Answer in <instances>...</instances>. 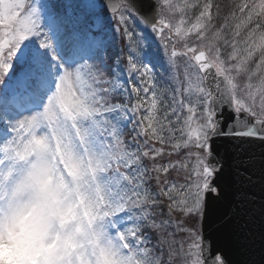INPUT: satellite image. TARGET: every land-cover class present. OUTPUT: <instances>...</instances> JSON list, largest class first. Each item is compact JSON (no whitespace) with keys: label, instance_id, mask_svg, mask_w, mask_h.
Returning a JSON list of instances; mask_svg holds the SVG:
<instances>
[{"label":"snow or ice","instance_id":"snow-or-ice-1","mask_svg":"<svg viewBox=\"0 0 264 264\" xmlns=\"http://www.w3.org/2000/svg\"><path fill=\"white\" fill-rule=\"evenodd\" d=\"M253 145L264 0H0V264H235L229 196L264 264Z\"/></svg>","mask_w":264,"mask_h":264},{"label":"water","instance_id":"water-1","mask_svg":"<svg viewBox=\"0 0 264 264\" xmlns=\"http://www.w3.org/2000/svg\"><path fill=\"white\" fill-rule=\"evenodd\" d=\"M217 151L225 156L233 171H230L228 175L224 177V180L232 184L234 181V168L233 159L237 151L235 143L226 139H220L216 143ZM254 151L257 159L259 153L264 151L257 145H253L250 149ZM258 177V170H257ZM257 177H253L254 181L258 184ZM244 188H248V185H244ZM254 191L259 193V189L255 188ZM259 203V196H257V207ZM233 198L228 197L227 200L215 204L209 211L208 217L204 222V228L206 232H211L220 243L227 246L231 258L235 264H245L246 261L252 259H259V249L261 247V236L259 230V222H256L255 226H251L252 230L249 232L247 229L241 230L239 227L240 221H236L232 224H222L221 217L224 213L228 212L230 207H234Z\"/></svg>","mask_w":264,"mask_h":264}]
</instances>
